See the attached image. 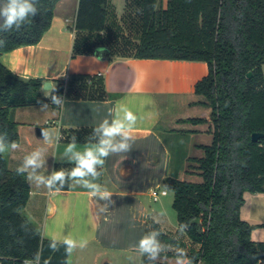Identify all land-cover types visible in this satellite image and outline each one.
I'll use <instances>...</instances> for the list:
<instances>
[{
	"label": "trees",
	"instance_id": "16d2710c",
	"mask_svg": "<svg viewBox=\"0 0 264 264\" xmlns=\"http://www.w3.org/2000/svg\"><path fill=\"white\" fill-rule=\"evenodd\" d=\"M60 1L39 0L40 13L30 26L0 33V39L6 41L0 46V57L23 46L37 45L50 29ZM123 15L117 19L109 0H79L73 54L207 64L208 74L194 85V93L203 96L211 108L214 126L213 141L201 146L205 155L197 160L202 182L171 176L163 186L173 193L172 208L178 224L191 225L186 236L193 246L187 253L195 257L194 264H264V241L251 238L260 226L249 224L240 215L245 193H264V137L252 141V134H264V0H166L165 4L159 0H126ZM124 30L127 36L122 35ZM100 47L104 48L101 52L97 51ZM43 84L41 78L13 74L0 61V134L7 133L6 144L19 143L12 110L49 100L43 96ZM64 92L65 98L75 100L108 97L98 76H71L59 83L54 94ZM70 136L76 143L99 139L90 129L73 131ZM3 156L0 256L31 259L39 251L42 264H67L64 248L52 252L49 240L43 239L23 214L29 184L8 168ZM67 187L66 183L60 190ZM156 231L165 244L185 247L158 227ZM143 262L149 264L148 258Z\"/></svg>",
	"mask_w": 264,
	"mask_h": 264
},
{
	"label": "crops",
	"instance_id": "0c3cea01",
	"mask_svg": "<svg viewBox=\"0 0 264 264\" xmlns=\"http://www.w3.org/2000/svg\"><path fill=\"white\" fill-rule=\"evenodd\" d=\"M78 3L79 0H61L51 27L41 41L5 53L0 61L13 74L25 79L41 78L55 90L71 76L101 74L99 78L108 97L103 100L65 98L60 107L49 99L45 102L49 104L46 110H41V104L14 108L12 117L17 123L20 147L4 154L7 166L15 170L26 155L40 149L43 166L36 170L37 175L47 177L60 169L67 172L75 166L70 154L64 155L72 140L71 132L94 130L104 119L111 122L112 110L118 104L126 105L137 116V123L130 133L129 151L110 154L103 167L98 168L102 175L94 182L112 193L108 201L93 196L89 189L71 180L67 182V189L59 191L28 183L30 194L24 212L30 215L26 217L33 224L40 222L43 239L87 240L86 247L72 251L67 264H116L119 258L145 264L143 259L147 256H141L133 245L143 235L156 231L154 225L189 250L193 245L186 234L182 236L177 230L179 237L173 238L164 229L178 226L169 212L173 200L169 203L166 200L170 192L163 181L172 176L186 182H202L197 160L205 155L201 146L212 143L214 126L211 108L205 105L203 96L194 93V85L208 74L207 64L103 54L75 56L76 33L72 25ZM109 4L120 20L126 0L119 15L110 0ZM262 69L264 73V65ZM191 120L202 121L192 123ZM42 129L50 130L48 141L44 140ZM97 143H77V150ZM155 188L166 190L167 194L153 202L150 192ZM253 195H258L257 206L264 205V193ZM246 204L245 199L242 208ZM242 208V220L264 227V221L252 224L250 220L254 217L250 212L243 214ZM158 240L167 245L159 236ZM167 253L171 256L164 255ZM167 253H162L157 262L175 264V249Z\"/></svg>",
	"mask_w": 264,
	"mask_h": 264
},
{
	"label": "clouds",
	"instance_id": "9594fccd",
	"mask_svg": "<svg viewBox=\"0 0 264 264\" xmlns=\"http://www.w3.org/2000/svg\"><path fill=\"white\" fill-rule=\"evenodd\" d=\"M39 0H0V33L11 31H21L33 22V18L40 13L38 8ZM6 43L0 39V46ZM45 97L50 99L51 103L57 107L62 106L65 101L62 96L56 95L55 87L50 84L42 86ZM41 110H46L49 104L39 102ZM113 118L111 122L104 119L94 133L98 134V143L94 146H86L82 151L77 150L76 138L73 137L71 142L64 150V155L69 156L74 161L75 166L70 171L64 169L53 171L50 176L37 175L36 170L43 166L42 150L37 149L26 155L22 164L18 165L15 172L18 176H24L29 184H35L37 187H44L49 191H59L65 184L71 180L91 191L93 196H98L101 200L108 201L112 195L107 189L94 181L102 175L97 169L102 168L105 159L110 154L122 153L129 151L132 139L131 131L137 123V116L123 104H118L112 110ZM7 133L0 134V156L9 150H16L20 145L16 141L5 143ZM42 136L45 141L50 138V130L42 129ZM57 137V141H58ZM27 173V175H25ZM91 178V179H89ZM191 227L190 223L180 222L178 231L183 236ZM160 233L152 231L143 235L137 244L133 245L135 251L141 256H147L149 264L162 258V253H167L173 249V245H164L158 240ZM87 240H75L65 238L63 241H57L54 238L49 239L48 247L52 252L59 251L60 247L64 248L66 256H70L72 251L77 247L84 248L87 246ZM40 252L38 251L32 259H25L24 264H39ZM166 258V257H164ZM195 257L188 255L187 251L175 246V264H194ZM45 264L47 262L45 261Z\"/></svg>",
	"mask_w": 264,
	"mask_h": 264
},
{
	"label": "rangeland",
	"instance_id": "374dc122",
	"mask_svg": "<svg viewBox=\"0 0 264 264\" xmlns=\"http://www.w3.org/2000/svg\"><path fill=\"white\" fill-rule=\"evenodd\" d=\"M159 1H160V4L166 3V0H159ZM110 2L114 6L117 14L121 13L123 11L125 0H110ZM123 32H124V34H122V35L127 36L126 33H128V31L126 32V30H124ZM245 196L246 197H244V198L246 199L247 204L242 208L243 214H246L247 212L251 213V215L254 217V218H251V220H250V222L252 224L262 223L264 221V212H263L264 211V205H258V206L256 205V198H257L256 196H258V195H253L251 193H248ZM166 200H168V203L171 202V200H173V193L172 192L169 193V196L166 198ZM169 212L171 213L172 217L174 218V225L177 227L178 223H177L176 212L173 210L172 207H170ZM26 213L23 211V214L25 216L30 215L28 211H26ZM35 225L39 229L40 233H42L43 229H42L40 222L35 224ZM154 229L156 230V225H154ZM164 229H166L165 231H168V232H166V234H169L173 238L179 237L178 232H177L178 227L176 229H173V228H171V226H165ZM251 238L253 241H264V227L260 226V227L256 228L252 232ZM167 245H169V244H167ZM173 248L175 249V246H173ZM182 248H185V247H182ZM185 250H187V248H185ZM117 260H118V263H116V264H123V262H126V264H135V262L128 261V259H125V258H123V259L119 258Z\"/></svg>",
	"mask_w": 264,
	"mask_h": 264
},
{
	"label": "built area",
	"instance_id": "2783aa9c",
	"mask_svg": "<svg viewBox=\"0 0 264 264\" xmlns=\"http://www.w3.org/2000/svg\"><path fill=\"white\" fill-rule=\"evenodd\" d=\"M75 22L72 25V31L74 32V28H75ZM101 74H98L97 76L99 77ZM64 99H65V92L61 95ZM167 191L166 190H159V189H152L150 192L151 198L153 200V202H156L159 200V198L162 195H166ZM32 259V258H31ZM25 259L23 258H15V257H10V256H0V264H24ZM41 263V258H40V262Z\"/></svg>",
	"mask_w": 264,
	"mask_h": 264
},
{
	"label": "water",
	"instance_id": "95a60500",
	"mask_svg": "<svg viewBox=\"0 0 264 264\" xmlns=\"http://www.w3.org/2000/svg\"><path fill=\"white\" fill-rule=\"evenodd\" d=\"M251 74H249L248 76L250 77ZM45 84H50L49 82H45L43 85ZM51 85V84H50ZM264 137V134L261 133H254L252 134V141L256 142L258 141L260 138Z\"/></svg>",
	"mask_w": 264,
	"mask_h": 264
}]
</instances>
